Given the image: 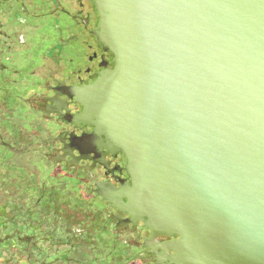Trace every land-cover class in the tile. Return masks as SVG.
<instances>
[{
	"label": "water",
	"instance_id": "water-1",
	"mask_svg": "<svg viewBox=\"0 0 264 264\" xmlns=\"http://www.w3.org/2000/svg\"><path fill=\"white\" fill-rule=\"evenodd\" d=\"M94 2L116 67L79 118L127 158L113 202L173 264H264V0Z\"/></svg>",
	"mask_w": 264,
	"mask_h": 264
},
{
	"label": "flooded vegetation",
	"instance_id": "flooded-vegetation-1",
	"mask_svg": "<svg viewBox=\"0 0 264 264\" xmlns=\"http://www.w3.org/2000/svg\"><path fill=\"white\" fill-rule=\"evenodd\" d=\"M99 24L94 0H0V264H173L178 236L113 202L127 158L79 118L116 67Z\"/></svg>",
	"mask_w": 264,
	"mask_h": 264
}]
</instances>
